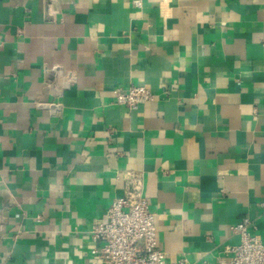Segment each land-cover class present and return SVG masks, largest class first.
<instances>
[{
	"label": "crops",
	"instance_id": "obj_1",
	"mask_svg": "<svg viewBox=\"0 0 264 264\" xmlns=\"http://www.w3.org/2000/svg\"><path fill=\"white\" fill-rule=\"evenodd\" d=\"M128 172L167 261L264 240V0H0V264H104Z\"/></svg>",
	"mask_w": 264,
	"mask_h": 264
},
{
	"label": "built area",
	"instance_id": "obj_2",
	"mask_svg": "<svg viewBox=\"0 0 264 264\" xmlns=\"http://www.w3.org/2000/svg\"><path fill=\"white\" fill-rule=\"evenodd\" d=\"M140 4L141 0H137ZM115 102L128 109L156 98L154 91L145 85L113 89ZM126 192L111 203L106 220L98 219L92 225V237L101 245L92 250L104 264H193L183 257L167 261L159 248L155 214L150 210L144 194L142 176L128 172ZM253 222L242 218L232 227L240 242L231 247L232 256L218 264H264V240L252 234Z\"/></svg>",
	"mask_w": 264,
	"mask_h": 264
}]
</instances>
